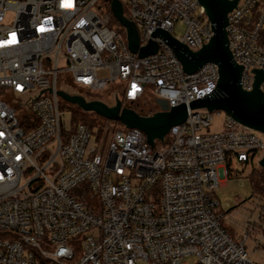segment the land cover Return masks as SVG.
<instances>
[{
  "label": "built area",
  "instance_id": "2783aa9c",
  "mask_svg": "<svg viewBox=\"0 0 264 264\" xmlns=\"http://www.w3.org/2000/svg\"><path fill=\"white\" fill-rule=\"evenodd\" d=\"M111 1L0 0V264H254L244 245L256 222L226 230L218 190L234 164L263 156L264 136L226 114L220 132H204L213 113L188 106L217 92L218 67L187 74L152 37L159 30L197 52L213 37L205 9L198 0H118L138 47L157 45L139 58L125 29L109 26ZM226 1H236L228 50L251 92L254 71L264 75V0ZM106 89L121 106L148 96L183 104L186 119L162 148L135 129L101 141L67 120L58 93Z\"/></svg>",
  "mask_w": 264,
  "mask_h": 264
},
{
  "label": "water",
  "instance_id": "95a60500",
  "mask_svg": "<svg viewBox=\"0 0 264 264\" xmlns=\"http://www.w3.org/2000/svg\"><path fill=\"white\" fill-rule=\"evenodd\" d=\"M205 9L206 15L212 25L213 37L197 52H191L185 46L175 42L169 34L155 31L153 38H160L171 48L183 71L187 74L196 72L207 63L218 67L217 92L204 99L189 104L190 111L206 110L224 112L238 124L260 133L264 136V94L259 90V84L264 78L261 71L255 70V84L251 92H245L239 81L242 68L233 61L228 50L225 28L227 14L235 7L236 1L226 0H198ZM111 13L120 27L125 29L127 46L130 52L138 54L139 58L156 54L157 45L149 42L147 46L138 47V37L134 25L122 16V7L118 0H112ZM59 97L65 101L78 105L85 112H95L100 118L111 122H118L126 129L140 131L146 137L147 143L154 147V141H163L172 127L182 124L187 115V107L183 104L169 108L164 100H155L159 112L151 117H143L131 109L122 108L116 100L113 107L99 101H86L82 97L70 96L59 92ZM264 169V154L258 162Z\"/></svg>",
  "mask_w": 264,
  "mask_h": 264
},
{
  "label": "rangeland",
  "instance_id": "374dc122",
  "mask_svg": "<svg viewBox=\"0 0 264 264\" xmlns=\"http://www.w3.org/2000/svg\"><path fill=\"white\" fill-rule=\"evenodd\" d=\"M116 25L120 27L119 23L116 22ZM183 29L178 27L176 28L175 33L182 32ZM112 90L106 89L103 92L83 94H75V96L82 97L88 101H99L106 104L108 107H113V100L110 98ZM60 102L63 104L61 98ZM155 106L157 112L158 108L155 105L154 100L151 97H147L140 107L136 108L135 105H124L122 108L126 107L131 109L136 114L140 116H145L140 112V108L147 109L152 108V104ZM66 107V118L72 123L79 121H74L73 112L80 113L88 121L93 122L94 125L89 126L93 128L94 131H98L97 137L99 140H106L115 130H126L124 126L118 122H111L106 119L100 118L95 112H85L78 105L65 102ZM155 112V113H156ZM225 113L220 111L213 112V123L209 129L204 132L208 133H217L221 131L223 118ZM124 128V129H123ZM256 135L263 137L258 132H255ZM156 147L162 148L165 145L161 141L156 140ZM262 155L258 157L253 165L244 167L233 165L234 175L230 177L226 184L218 190V199L221 205L223 212L231 210L230 214L225 215L226 220L224 225H226L227 230L233 234H240L243 231V227L247 222L255 223V231L251 234L248 240L245 242L244 249L247 255V258L254 264H264V199L259 195L253 194L252 187L249 182V175L253 168L259 169L258 162L261 159ZM261 169V168H260ZM260 214V217H258ZM259 218V219H258ZM195 257H187L183 260L185 264H195ZM145 264V263H140Z\"/></svg>",
  "mask_w": 264,
  "mask_h": 264
},
{
  "label": "trees",
  "instance_id": "16d2710c",
  "mask_svg": "<svg viewBox=\"0 0 264 264\" xmlns=\"http://www.w3.org/2000/svg\"><path fill=\"white\" fill-rule=\"evenodd\" d=\"M109 26L110 27L117 26L115 20L111 16H110ZM151 104H152V108H148V110L147 109L145 110L143 108L142 109L140 108L139 109L140 112L143 113L145 116H150L151 114H154L156 112L155 106H154L153 103H151ZM135 106H136V108H139L140 107V104H137ZM73 115H74V118H73L74 121H79V122H76V123L73 122L74 125L77 124V123H81V124H84L86 126L94 125L93 122L88 121L80 113L73 112ZM249 182H250V185L252 187L253 194H257L262 199H264V169L253 168L252 171H251V173H250V175H249ZM231 211H232V209L231 210H228L227 212H225L224 215L230 214ZM222 225L225 227V225L223 224V222H222ZM226 230H227V228H226Z\"/></svg>",
  "mask_w": 264,
  "mask_h": 264
},
{
  "label": "flooded vegetation",
  "instance_id": "af4514ba",
  "mask_svg": "<svg viewBox=\"0 0 264 264\" xmlns=\"http://www.w3.org/2000/svg\"><path fill=\"white\" fill-rule=\"evenodd\" d=\"M126 108V107H125ZM128 109V108H127ZM159 112V110H157V112L156 113H158ZM156 113H154V114H156ZM154 114H151L150 116H143V117H151V116H153Z\"/></svg>",
  "mask_w": 264,
  "mask_h": 264
}]
</instances>
